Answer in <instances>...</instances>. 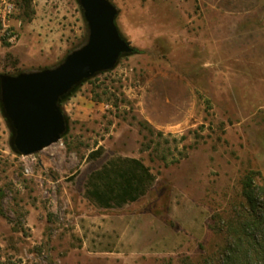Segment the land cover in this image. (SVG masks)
<instances>
[{
  "label": "rangeland",
  "instance_id": "1",
  "mask_svg": "<svg viewBox=\"0 0 264 264\" xmlns=\"http://www.w3.org/2000/svg\"><path fill=\"white\" fill-rule=\"evenodd\" d=\"M110 1L134 51L60 99V141L17 152L0 100L2 260L206 264L247 210L246 175L263 183L264 8L227 16L198 0ZM88 37L79 0H0V74L55 68ZM162 76L186 79L196 99L187 120L160 129L138 97ZM126 158L155 180L138 201L104 207L89 194L95 175Z\"/></svg>",
  "mask_w": 264,
  "mask_h": 264
},
{
  "label": "water",
  "instance_id": "2",
  "mask_svg": "<svg viewBox=\"0 0 264 264\" xmlns=\"http://www.w3.org/2000/svg\"><path fill=\"white\" fill-rule=\"evenodd\" d=\"M89 28L88 42L59 66L41 71L0 74V100L10 121L17 152L29 156L57 143L67 130L60 99L76 85L113 69L134 51L116 24L110 0H79Z\"/></svg>",
  "mask_w": 264,
  "mask_h": 264
},
{
  "label": "trees",
  "instance_id": "3",
  "mask_svg": "<svg viewBox=\"0 0 264 264\" xmlns=\"http://www.w3.org/2000/svg\"><path fill=\"white\" fill-rule=\"evenodd\" d=\"M25 1L26 7L31 9L32 0ZM34 13H28V18L31 19ZM96 154H100V148L91 155ZM113 169V174H110V167L98 172L89 190V194L104 207L138 201L155 180L150 168L137 158L123 159ZM243 194L247 210L228 222L222 250L215 260L206 259V264H264V180L258 184L255 173H248ZM0 264L13 263L0 259Z\"/></svg>",
  "mask_w": 264,
  "mask_h": 264
},
{
  "label": "crops",
  "instance_id": "4",
  "mask_svg": "<svg viewBox=\"0 0 264 264\" xmlns=\"http://www.w3.org/2000/svg\"><path fill=\"white\" fill-rule=\"evenodd\" d=\"M205 7L227 16H244L264 8V0H198ZM195 94L190 83L180 76L150 80L138 97L145 121L157 127H170L187 120L193 112Z\"/></svg>",
  "mask_w": 264,
  "mask_h": 264
}]
</instances>
